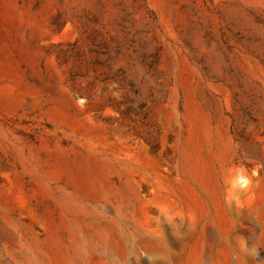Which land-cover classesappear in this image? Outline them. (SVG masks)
Wrapping results in <instances>:
<instances>
[{
    "label": "rangeland",
    "instance_id": "374dc122",
    "mask_svg": "<svg viewBox=\"0 0 264 264\" xmlns=\"http://www.w3.org/2000/svg\"><path fill=\"white\" fill-rule=\"evenodd\" d=\"M0 264H264V0H0Z\"/></svg>",
    "mask_w": 264,
    "mask_h": 264
}]
</instances>
